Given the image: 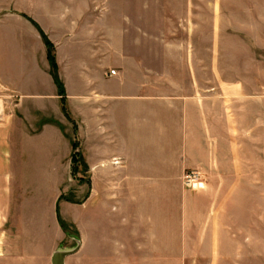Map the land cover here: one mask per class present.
<instances>
[{"label":"crops","instance_id":"crops-1","mask_svg":"<svg viewBox=\"0 0 264 264\" xmlns=\"http://www.w3.org/2000/svg\"><path fill=\"white\" fill-rule=\"evenodd\" d=\"M194 10L0 0V264H262L264 0Z\"/></svg>","mask_w":264,"mask_h":264},{"label":"rangeland","instance_id":"rangeland-1","mask_svg":"<svg viewBox=\"0 0 264 264\" xmlns=\"http://www.w3.org/2000/svg\"><path fill=\"white\" fill-rule=\"evenodd\" d=\"M150 2V6L155 7L156 9L159 8V10L164 9L166 10L167 15L171 16H178L179 13H184L186 7H192L194 8L197 12V16L194 18V21L197 22L198 27H197V38L199 40L198 42V50H199V55L201 58H205V46H204V40L206 38V33L210 31V26H211V17H212V8L214 7V19L215 17L218 19L220 16V0H148ZM135 4L138 3L140 5V0H134ZM220 20V17H219ZM1 103V101H0ZM2 105V104H1ZM2 107V106H1ZM12 115V112L6 110L4 111L2 108L0 110V122L4 121V118L10 119ZM189 173H198L199 176L195 177L193 180V184L187 185L186 183V175ZM184 185L192 190H197L198 188H204V186H200L198 184L205 182V178L201 171L199 170H190L188 171L183 178ZM198 183L195 184L194 183ZM263 216H264V192H263ZM262 233H263V238H262V264H264V218L262 222ZM214 264H226L225 262L222 261V258L219 256H214L212 259ZM199 262L201 264H209L211 262L210 257H201L199 258ZM248 262L247 264L251 263Z\"/></svg>","mask_w":264,"mask_h":264},{"label":"water","instance_id":"water-1","mask_svg":"<svg viewBox=\"0 0 264 264\" xmlns=\"http://www.w3.org/2000/svg\"><path fill=\"white\" fill-rule=\"evenodd\" d=\"M76 250L77 247L57 250L53 255L52 264H65L66 257Z\"/></svg>","mask_w":264,"mask_h":264},{"label":"built area","instance_id":"built-area-1","mask_svg":"<svg viewBox=\"0 0 264 264\" xmlns=\"http://www.w3.org/2000/svg\"><path fill=\"white\" fill-rule=\"evenodd\" d=\"M112 75H114V74H116V70H111V72H110ZM199 176V174L198 173H189V174H187L186 175V183H187V185H189L190 183L191 184H193L192 182L194 181L193 179L195 178V177H198ZM200 183V182H199ZM195 184H198V183H194V185Z\"/></svg>","mask_w":264,"mask_h":264},{"label":"trees","instance_id":"trees-1","mask_svg":"<svg viewBox=\"0 0 264 264\" xmlns=\"http://www.w3.org/2000/svg\"><path fill=\"white\" fill-rule=\"evenodd\" d=\"M47 43H49V45L51 47V44H50V42L48 40H47ZM49 58H50V60L52 62L53 68L55 69L56 68V61H55V57H54V55H53L51 50H49Z\"/></svg>","mask_w":264,"mask_h":264},{"label":"bare ground","instance_id":"bare-ground-1","mask_svg":"<svg viewBox=\"0 0 264 264\" xmlns=\"http://www.w3.org/2000/svg\"><path fill=\"white\" fill-rule=\"evenodd\" d=\"M0 110H1V105H0ZM199 183V182H198ZM198 185H200V186H204V184L203 183H200V184H198Z\"/></svg>","mask_w":264,"mask_h":264}]
</instances>
